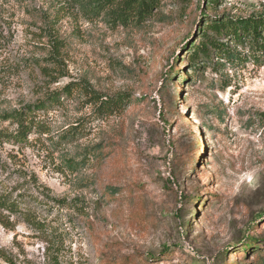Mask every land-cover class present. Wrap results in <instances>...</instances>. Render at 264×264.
Returning <instances> with one entry per match:
<instances>
[{
    "label": "rangeland",
    "instance_id": "1",
    "mask_svg": "<svg viewBox=\"0 0 264 264\" xmlns=\"http://www.w3.org/2000/svg\"><path fill=\"white\" fill-rule=\"evenodd\" d=\"M8 1L0 116L74 85L36 112L44 134L0 135L12 264H264L263 246L239 253L264 242V55L223 36L234 61L211 50L194 65L189 53L216 37L212 22L264 14V0H160L126 26L68 0ZM84 86L129 99L102 112Z\"/></svg>",
    "mask_w": 264,
    "mask_h": 264
},
{
    "label": "trees",
    "instance_id": "2",
    "mask_svg": "<svg viewBox=\"0 0 264 264\" xmlns=\"http://www.w3.org/2000/svg\"><path fill=\"white\" fill-rule=\"evenodd\" d=\"M70 4L82 8L90 15H99L103 12L111 17V21L114 24H120L123 26L131 23L142 24L153 17L155 10L160 6V0H68ZM8 0H0V22L3 20V6L8 3ZM209 4L216 3L215 0H208ZM210 28L216 35L215 38H207L204 43L192 44L194 47L193 52L190 53V60L192 64H196L199 57H204L206 60L211 58V50L215 53H223L222 56L226 57L227 61H234L237 56L235 51L230 50L226 45L219 43L218 38L223 36L229 43L236 46H247L249 57L258 60L261 55H264V14L257 16H251L247 18L230 17L225 15L223 18L218 19L211 23ZM227 52V53H225ZM248 58V57H247ZM245 58L244 60H247ZM193 66V65H191ZM74 85H68L63 91L55 92L49 96L47 101L40 102L37 105L29 106L16 110L11 113L0 116V124L4 122H11L17 125L15 132L8 133L5 130H0L1 140L4 142H13L19 144L21 142L28 141V135L33 134L36 130L37 133L44 134L46 131L42 129V125L37 121V111L44 110L47 106L54 103H59L62 94H70ZM87 96H91V102L98 105V108L102 112L114 114L115 111H119L124 102L129 99L128 96L118 95L114 98H108L87 86H84ZM262 123L264 124V116L262 117ZM189 156L181 155V162ZM190 159L194 163L191 167H195V161L190 155ZM187 198V197H186ZM189 200L197 201L199 198L196 196L188 197ZM11 203L3 197H0V208L13 212L14 209ZM4 224V223H3ZM8 226V225H5ZM253 237V236H251ZM250 237V238H251ZM254 238V237H253ZM258 246L264 247V242L255 241L250 239L246 246V250L240 251L241 254L248 253L247 249H254ZM172 251L165 248L163 253H160L158 258L163 256L169 257ZM259 255H257L258 258ZM153 257V256H152ZM151 258V257H150ZM246 260V258H245ZM6 262L12 264V261L6 255L5 250L0 246V264ZM109 264H113L110 262ZM121 264H130V259L125 258Z\"/></svg>",
    "mask_w": 264,
    "mask_h": 264
}]
</instances>
